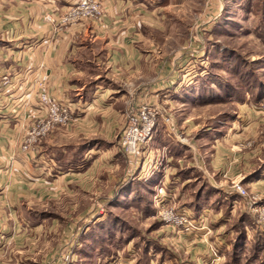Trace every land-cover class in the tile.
Listing matches in <instances>:
<instances>
[{"label":"rangeland","instance_id":"374dc122","mask_svg":"<svg viewBox=\"0 0 264 264\" xmlns=\"http://www.w3.org/2000/svg\"><path fill=\"white\" fill-rule=\"evenodd\" d=\"M97 1L103 17L105 10L107 12L104 0ZM133 10L129 24L144 26L141 28L143 48L158 60L161 73L154 75L155 85L147 86V94L142 98L127 100L119 128L112 132L91 130L82 135L76 126L81 115L75 112L72 122L53 125L38 137L35 136L39 130L36 126L46 119V114L34 110L25 115V122L17 124L14 137L9 138L14 142L9 150H17L28 160L37 158L43 143L56 134L63 136L60 143H67L63 149L51 148L49 155L65 161L78 158L74 154L93 147L94 142L103 143L101 137L117 144L119 155L112 166L110 163L109 168H105L104 163L98 161L94 173L83 176L80 181L49 178L53 161L50 164L37 159L36 172H42L39 176L45 180L32 184V190H41L40 194L34 193L33 203L39 204L35 205V210H43L50 220L58 219L60 228L64 227L66 240L65 246L53 240L54 248L47 264L68 262L69 251L79 245L86 226L105 215L108 223L116 221L119 226L125 224L132 228L136 234L144 232L155 237L171 252L174 264L192 262L190 254L197 244H209L211 254L217 255L215 260L211 256L205 264H264V215L260 210L264 205V0H161ZM153 10L158 13L156 18L150 14ZM142 11L147 13L146 17ZM48 14L52 15L47 12L44 16ZM172 79L178 83V95L169 97L158 87L161 82ZM182 90H186L187 95L193 93L191 100L180 94ZM35 93L36 102L41 93L56 100L39 84ZM145 105L157 107L164 119L170 121L165 123L159 118L150 139L135 155H126L120 145L129 124L128 117L131 113L138 116ZM16 106H20L18 102ZM158 127L164 130L161 137L165 140L177 139L194 149L192 167L182 169L192 176L191 183L182 191L184 199L189 200L191 196L194 199L198 191L207 190L210 185L231 195L228 201L220 197L217 201L224 200L220 202L223 204L215 211L216 214L225 213L228 219L226 250L219 252L206 238L202 243L187 241L183 236L194 229L174 228L165 218V213L171 210L183 213L184 208L177 202L166 203V194L159 184L154 186L153 193L141 186L139 180L148 181L155 173L163 174L169 169L166 157L161 158V150L150 148ZM6 160L12 162V155ZM4 161L0 160V170ZM20 172H25V168ZM141 174L145 178H141ZM129 187L141 193L140 198L150 199L154 216L140 218L138 208L113 205L118 201L126 203L125 193ZM236 189L241 192L237 193ZM163 194V207H156L154 199ZM214 196L221 195L212 194V199ZM230 202L233 205L229 208ZM186 213L194 221V209ZM93 229L100 233L99 227L94 225ZM205 229L206 236L212 235L208 226Z\"/></svg>","mask_w":264,"mask_h":264},{"label":"crops","instance_id":"0c3cea01","mask_svg":"<svg viewBox=\"0 0 264 264\" xmlns=\"http://www.w3.org/2000/svg\"><path fill=\"white\" fill-rule=\"evenodd\" d=\"M74 1L0 0V160H5V171L3 167L0 170V264H47L55 241L63 246L66 244L65 230L62 226L60 228L58 219L50 220L49 214L35 210V205L39 204L33 203L34 193L40 194L41 190L34 191L31 187L33 182L37 184L45 180L39 176L42 172H36L37 159L48 163L53 161L49 178L80 181L83 176L94 173L98 161L109 168L119 155L117 144L101 137L103 143H92L93 147L74 154L78 156L76 159H55L49 155L51 148H64L67 143H60L63 136L59 134L48 138L33 160L32 157L28 160L17 150H9L14 143L9 138L14 137L17 124L25 122V115L33 112L37 105V84L51 98L74 103L81 115L76 126L83 135L91 130L112 132L119 128L127 100L142 98L147 94L145 88L155 85L154 75L161 73L158 60L143 48L141 28L144 26L136 27L128 20L134 16V8L157 4L161 0H104L107 12L105 10L100 22L82 21L58 31L43 20L47 12L55 18L63 14ZM142 13L146 17L147 13ZM150 14L156 18L158 13L153 10ZM43 76L46 80L41 84ZM177 85L174 79L165 80L158 89L169 97L175 96ZM186 92L182 90L180 94L191 100L193 93L187 95ZM163 133L164 130L158 127L150 148L161 150V158L166 157L169 169L163 174L155 173L148 181L139 180L141 186L153 192L154 186L159 184L166 194V203L177 202L188 212L198 205L200 212L197 218L194 216L196 229L187 231L183 237L191 243H202L206 238L219 252L226 250L228 219L225 213L216 214L215 211L224 201L218 203L217 200L224 196L228 201L231 195L210 185L207 190L198 191L194 199L192 196L189 200L184 199L182 191L191 183L192 176L186 175L182 169L192 167L194 149L177 139L165 140L161 137ZM10 155L12 162L6 160ZM23 168L25 172H20ZM141 175L145 178L144 174ZM134 192L129 187L125 193L126 203L117 200L113 205L138 208L140 218L154 216L155 210L145 211L141 204L134 205L142 199L138 191L137 198L132 199ZM212 194L221 196L212 199ZM232 205L230 202L228 207ZM106 221V215L91 221L80 236L79 245L69 251L70 260L63 264L175 263L171 252L155 237L144 232L136 234L132 228L125 224L119 226L116 221ZM94 225L100 228V233L93 229ZM206 226L212 235L206 236ZM208 245L197 244L192 249L190 256L193 261L189 264H205L210 260L212 254Z\"/></svg>","mask_w":264,"mask_h":264},{"label":"built area","instance_id":"2783aa9c","mask_svg":"<svg viewBox=\"0 0 264 264\" xmlns=\"http://www.w3.org/2000/svg\"><path fill=\"white\" fill-rule=\"evenodd\" d=\"M102 19V12L100 4L97 0H75L70 4L65 13L58 17L52 15H45L44 20L53 25L55 30H61L65 26L77 24L82 21L90 20L100 22ZM46 80V77L41 78V83ZM35 112L46 114V119L41 120L36 127L39 128L35 136H43L53 125H67L74 119L75 112H78L77 107L71 102H58L50 99L46 94L41 93L38 96V102L35 107ZM160 111L155 106H143L138 116L135 113L129 115L128 126L126 132L122 135L120 148L126 155H135L139 147L147 142L154 133L159 118L168 123L169 119H164V116L160 114ZM237 193L241 191L236 189ZM159 194V193H158ZM161 194V193H160ZM154 203L156 207H163L164 194L161 197L156 196ZM161 199V200H157ZM261 214L264 215V205L260 208ZM178 213L171 210L168 214L165 213L166 220L174 226V228L196 229L194 221L186 213ZM217 255L212 253V257L215 260Z\"/></svg>","mask_w":264,"mask_h":264},{"label":"trees","instance_id":"16d2710c","mask_svg":"<svg viewBox=\"0 0 264 264\" xmlns=\"http://www.w3.org/2000/svg\"><path fill=\"white\" fill-rule=\"evenodd\" d=\"M153 193V192H152ZM140 197V196H139ZM198 197V196H197ZM133 198H137V195H136V191L132 194V199ZM150 203H151V201H150V199L148 200V199H146L145 197H144V199H141V200H138V203H134V205H137V206H139L140 204L143 206V208H144V210L146 211V210H149V211H151L150 210V208L152 209V207H150ZM198 207V205H196L195 206V209H194V211H195V215L196 216H198V214H199V212H200V209H198L197 208Z\"/></svg>","mask_w":264,"mask_h":264}]
</instances>
